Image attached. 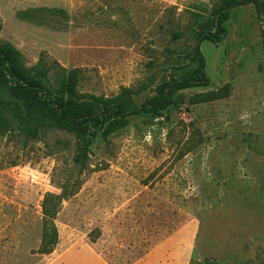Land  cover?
<instances>
[{"label":"rangeland","instance_id":"obj_1","mask_svg":"<svg viewBox=\"0 0 264 264\" xmlns=\"http://www.w3.org/2000/svg\"><path fill=\"white\" fill-rule=\"evenodd\" d=\"M221 1L0 0V40L27 66L43 56L82 67L79 89L97 95L151 83L129 104L173 77L200 80L190 51L199 32L213 35L200 42L208 83L179 90L182 102L160 116H132L108 141L98 137L83 173L65 130L0 134V264H35L45 243L91 236L112 264H132L187 224L184 264H264V0L231 8L220 35ZM34 7L63 11H43L42 24L17 16ZM224 85L223 97L191 101ZM1 102L23 105L2 81ZM78 178L57 209L43 207Z\"/></svg>","mask_w":264,"mask_h":264},{"label":"trees","instance_id":"obj_2","mask_svg":"<svg viewBox=\"0 0 264 264\" xmlns=\"http://www.w3.org/2000/svg\"><path fill=\"white\" fill-rule=\"evenodd\" d=\"M245 1L250 0H222L219 7L213 10L218 15L220 35L226 30L223 22L230 9ZM43 11L54 13L63 10L34 7L19 10L17 16L42 24L43 20L40 17ZM1 29L0 21V31ZM199 33L201 34L198 42L190 51V56L198 61L195 74L200 80L173 77L161 84L156 97L141 104H129L128 101L140 95L151 83L142 84L137 88L123 85L120 91L112 96L82 92L79 89L82 67L68 69L58 60L48 63L43 56L35 65L27 66L23 53L13 43L0 40V81L7 83L13 94L23 103V105L20 102L0 103V134L18 128L30 138H36L42 130H65L77 139L74 161L80 165V173H83L88 165L91 147L98 137L108 141L110 135L130 124L132 116L142 114L160 116L170 106L182 102V96H177L179 90L208 83L206 61L200 42L204 39L212 40L213 35L206 30ZM53 70L56 74L54 80L51 76ZM227 90L229 86L224 85L207 92H199L191 101L196 103L223 97ZM78 184L79 178L74 183L67 179L62 193H50L45 196L43 207L57 209L59 202L76 193ZM52 197L58 200L52 202ZM90 240L96 242V238L92 236ZM55 243H45L41 248L42 252L50 251Z\"/></svg>","mask_w":264,"mask_h":264},{"label":"crops","instance_id":"obj_3","mask_svg":"<svg viewBox=\"0 0 264 264\" xmlns=\"http://www.w3.org/2000/svg\"><path fill=\"white\" fill-rule=\"evenodd\" d=\"M191 224L185 225L161 245L132 264H177L176 254L186 250L188 256L193 238L194 228ZM41 253V254H40ZM35 264H112L107 256L101 252L96 242L87 239H59L50 251L40 252ZM44 256H40V255Z\"/></svg>","mask_w":264,"mask_h":264}]
</instances>
